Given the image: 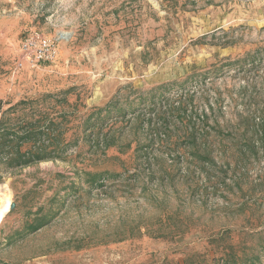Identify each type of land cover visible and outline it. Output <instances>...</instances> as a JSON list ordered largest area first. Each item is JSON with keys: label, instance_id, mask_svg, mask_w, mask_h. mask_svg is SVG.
<instances>
[{"label": "rangeland", "instance_id": "rangeland-1", "mask_svg": "<svg viewBox=\"0 0 264 264\" xmlns=\"http://www.w3.org/2000/svg\"><path fill=\"white\" fill-rule=\"evenodd\" d=\"M31 31L57 39L53 62L26 60ZM44 95L76 143L0 174V264H214L264 245V0H0L2 109Z\"/></svg>", "mask_w": 264, "mask_h": 264}, {"label": "trees", "instance_id": "trees-1", "mask_svg": "<svg viewBox=\"0 0 264 264\" xmlns=\"http://www.w3.org/2000/svg\"><path fill=\"white\" fill-rule=\"evenodd\" d=\"M40 99H21L8 104L5 109H2L0 101V174L39 162L65 160L68 147L76 143L65 139L67 114L49 107L45 95ZM98 118L101 119L99 115ZM200 131L193 128V132L186 134V139L191 148L189 155L205 162L209 157L199 154L196 148L198 138L205 137ZM95 177L96 175L88 181L95 182ZM261 257H264L263 244H259L256 253L250 257L236 259L231 255H224L221 260L214 258L213 263L264 264ZM185 264L202 262L186 260Z\"/></svg>", "mask_w": 264, "mask_h": 264}, {"label": "built area", "instance_id": "built-area-1", "mask_svg": "<svg viewBox=\"0 0 264 264\" xmlns=\"http://www.w3.org/2000/svg\"><path fill=\"white\" fill-rule=\"evenodd\" d=\"M20 50L31 65L51 63L57 55V39L31 31L22 38ZM19 65L21 66V63Z\"/></svg>", "mask_w": 264, "mask_h": 264}, {"label": "bare ground", "instance_id": "bare-ground-1", "mask_svg": "<svg viewBox=\"0 0 264 264\" xmlns=\"http://www.w3.org/2000/svg\"><path fill=\"white\" fill-rule=\"evenodd\" d=\"M64 36V34H62Z\"/></svg>", "mask_w": 264, "mask_h": 264}]
</instances>
